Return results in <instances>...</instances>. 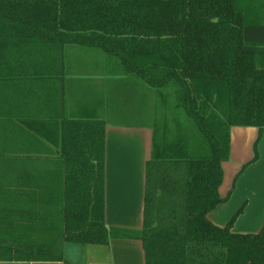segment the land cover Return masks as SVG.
<instances>
[{"label":"trees","instance_id":"1","mask_svg":"<svg viewBox=\"0 0 264 264\" xmlns=\"http://www.w3.org/2000/svg\"><path fill=\"white\" fill-rule=\"evenodd\" d=\"M65 44L99 48L153 88L173 87L183 111L177 147L160 152L156 140L142 227L127 234L142 241L145 264H264V219L256 232L232 231L244 204L223 226L208 218L246 166L221 196L230 129L255 127V150L264 128V0H0V64L19 59L18 46L29 60ZM63 129L54 211L40 221L0 212L1 259L54 258L64 242L105 245L118 234L104 220V121ZM38 226L48 245L31 239Z\"/></svg>","mask_w":264,"mask_h":264},{"label":"crops","instance_id":"2","mask_svg":"<svg viewBox=\"0 0 264 264\" xmlns=\"http://www.w3.org/2000/svg\"><path fill=\"white\" fill-rule=\"evenodd\" d=\"M16 48L20 60L0 64V212L32 214L38 221L41 214L50 215L59 196L64 121L101 119L104 220L118 234L105 245H94L97 249L85 264H145L142 241L127 234L142 227L145 167L156 140L164 141L160 152L177 147L181 136L176 127L184 119L183 111L173 101L176 109L169 111L166 89L148 85L99 48L65 44L58 50L48 48L43 59L37 53L29 60H24L23 46ZM26 48L33 53L40 50L37 44ZM173 125L176 132L169 134ZM231 129L233 146L230 141L225 167L234 172L240 166L237 174L246 166L235 175L228 200L210 211L208 218L223 226L245 201L231 230L255 232L264 219V128L255 150V127ZM46 231L33 228L31 239L48 245L43 242L50 238ZM19 237L26 239L24 234ZM66 243L70 242L62 246ZM77 255L71 251L54 258H0V264H79Z\"/></svg>","mask_w":264,"mask_h":264},{"label":"rangeland","instance_id":"3","mask_svg":"<svg viewBox=\"0 0 264 264\" xmlns=\"http://www.w3.org/2000/svg\"><path fill=\"white\" fill-rule=\"evenodd\" d=\"M166 92L167 93H169V100H170V102L168 101V104H170L169 105V107H168V109H169V111H173V110H175L176 108L173 106V105H171V102L175 99V93L173 92V87H169V89L167 88L166 89ZM173 103V102H172ZM170 129H171V132L170 131H168L167 130V132L169 133V134H174L176 131H175V129H174V125L172 126V127H169ZM168 136H170V135H168ZM230 197V196H229ZM243 204H245V201H244V203ZM240 206H242V205H240ZM238 210V209H237ZM236 210V211H237ZM235 211V212H236ZM234 212V213H235ZM233 213V214H234ZM233 214L231 215V217L233 216ZM242 213H239L237 216H236V218H235V220H234V222L236 221V219L241 215ZM230 217V218H231ZM234 222H233V224H234ZM252 230V229H251ZM249 232H251V231H249ZM252 232H254V231H252ZM256 232V231H255ZM64 246V245H63ZM62 245H61V247L58 249V251H57V253L58 254H60V255H62L64 252L66 253V252H71V251H76V253L78 252V255H77V257H75L76 259H78L77 261H78V263L79 264H85V260H86V258H88V256H89V253H91V251L92 250H94V249H97L96 248V246H94V245H90V244H79V243H72L71 244V242L70 243H66V246H64L63 247ZM73 246V247H72ZM73 248V250H70V249H72ZM80 256V257H79ZM68 259H72L71 258V256L69 255V257H68Z\"/></svg>","mask_w":264,"mask_h":264},{"label":"water","instance_id":"4","mask_svg":"<svg viewBox=\"0 0 264 264\" xmlns=\"http://www.w3.org/2000/svg\"><path fill=\"white\" fill-rule=\"evenodd\" d=\"M233 133H234L233 129H231V133H230L231 147L233 146V138H234ZM222 168H223V180L218 190L221 196H225L229 188L231 187V184L236 175V171L240 168V166L236 171L231 172V171H227L225 167V162H222Z\"/></svg>","mask_w":264,"mask_h":264}]
</instances>
